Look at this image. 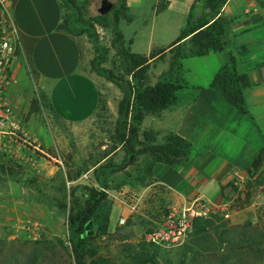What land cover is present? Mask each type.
I'll list each match as a JSON object with an SVG mask.
<instances>
[{
	"label": "rangeland",
	"instance_id": "rangeland-1",
	"mask_svg": "<svg viewBox=\"0 0 264 264\" xmlns=\"http://www.w3.org/2000/svg\"><path fill=\"white\" fill-rule=\"evenodd\" d=\"M78 1L80 21L76 22L74 30L85 32L75 34L81 47V69L96 81L101 103L91 119L75 126L61 124L50 117L41 97L33 99L36 103L31 107L29 102L19 113L14 112L28 144L21 149L14 147L16 154L12 157L0 152V264H75L67 219L71 210L84 206L90 188L106 193L109 201L104 207L111 208V221L108 229L102 231L98 226L100 220L92 218V233L85 236V264H264V148L256 160L236 176L234 184L226 191L223 208L198 221L183 241L165 246L147 242V234L159 226L153 223L158 218L151 198L138 193L140 185L147 183L145 173L149 163L145 160L150 158L140 156L133 166L118 173L101 170L119 165L126 154L116 138L117 110L123 94L100 71H110L118 79L131 81L118 56L113 28L115 25L118 32L128 35L136 31L138 23L148 13L130 12V16L138 18L135 26L128 24L130 18L122 10L123 0H108L113 7L101 16L104 19H99L98 13L102 0ZM196 1L192 12L194 21H200L206 11L202 0ZM155 2L156 13H160L165 0ZM173 6L178 9L161 13L156 20V27L164 32V41L175 32L178 34V28L186 22L187 9L182 11L177 5ZM6 11L4 0H0V31ZM70 14L67 10L63 21L69 19ZM166 36L169 37L165 39ZM127 42L125 39L126 46ZM160 51L157 48L153 52ZM171 58L167 50L162 58L151 62L146 84L157 82L168 70ZM244 87H241L242 92ZM30 92L32 94V90ZM242 96L244 99V92ZM153 116L157 115L146 117ZM257 119L259 125L261 119ZM262 123L264 126V120ZM34 131L40 141L32 137ZM148 131L152 130L145 129L142 122L141 141L142 134ZM163 137L157 135L156 143L162 144ZM98 178L106 188L99 186ZM114 202H122L130 211L129 216L123 218V224L118 222L120 211L116 205L112 207ZM143 203L151 209L152 226L130 216Z\"/></svg>",
	"mask_w": 264,
	"mask_h": 264
},
{
	"label": "crops",
	"instance_id": "crops-1",
	"mask_svg": "<svg viewBox=\"0 0 264 264\" xmlns=\"http://www.w3.org/2000/svg\"><path fill=\"white\" fill-rule=\"evenodd\" d=\"M125 4L128 15L132 11L148 13L136 31L123 34L132 53L148 56L154 49L167 48L177 39L197 1L165 0L160 13H156L155 0H126ZM173 4L182 11L187 9L188 14L178 34L175 32L168 39L166 36L164 41V32L155 24L161 13L178 9ZM4 5L19 45L12 69L14 81L6 92L14 112L19 113L29 102L31 107L32 100L41 97L44 109L61 124L75 126L91 119L99 106L100 91L92 76L81 69L77 36L59 29L67 11L62 0H4ZM218 15L225 25V49L183 59L184 86L178 91L176 102L143 121L145 129L163 136L177 135L191 145L188 161L182 164L169 166L150 157L149 161L145 160L149 163L145 173L147 183L140 185L138 193L150 197L156 206L158 219L153 223L157 225L170 209L186 207L197 199L222 209L226 191L236 176L264 148V126L261 125L264 120V0H225ZM129 18L128 24L135 25L138 21L134 16ZM231 57L238 75L244 76L247 82L243 89L245 113L212 87L215 76L229 65ZM240 84L242 87L243 83ZM257 117L261 119L259 125ZM37 134L34 131L32 137L40 141ZM121 203L112 204L119 209L120 219L130 214ZM150 211L143 203L130 216L152 226Z\"/></svg>",
	"mask_w": 264,
	"mask_h": 264
},
{
	"label": "trees",
	"instance_id": "trees-1",
	"mask_svg": "<svg viewBox=\"0 0 264 264\" xmlns=\"http://www.w3.org/2000/svg\"><path fill=\"white\" fill-rule=\"evenodd\" d=\"M65 8L71 12L69 19L64 20L59 29L66 30L72 35L85 33L74 30L77 21H80L81 7L75 0H62ZM126 0H123L122 10H126ZM225 0H202L203 10L206 14L200 21H194L192 8L188 14L187 23L177 39L167 48L161 49L157 54L152 52L149 56L132 53L125 45L123 35L113 28L115 43L118 45V56L122 59L125 74L131 77V81L118 79L112 72L103 71L100 74L117 86L123 94L117 110L116 138L124 149L126 158L116 166L102 167L107 173H118L133 166L137 158L147 156L154 162H160L169 166L182 164L188 161L191 145L177 135H164V142L158 144L157 135L154 131L144 132L143 141L140 140V126L147 115H159L177 99L178 91L184 86L182 78L181 61L189 57H200L210 53H219L225 49L223 41L225 25L218 15ZM114 10V8H113ZM158 12V10H157ZM127 14V13H126ZM99 19H104L99 16ZM131 41H129L130 43ZM169 50L172 58L169 68L162 73L154 85L146 84L150 64ZM235 60L230 58L228 66L223 67L215 76L212 87L216 88L224 98L240 112L245 113L244 99L240 83L247 84L244 76L238 75L234 68ZM181 73V74H180ZM181 75V77H180ZM36 103L34 100L31 105ZM101 101H99V104ZM98 175V171L94 174ZM99 186L106 188L104 182L98 178ZM106 193L96 188L88 190V198L82 208L71 210L67 219L69 241L71 244L74 263L85 264L87 249L86 237L89 236L87 229L92 218L100 220L98 226L103 231L108 229L110 210L105 209L108 202ZM111 209V208H110ZM200 221L197 220L194 224ZM92 225V224H91Z\"/></svg>",
	"mask_w": 264,
	"mask_h": 264
},
{
	"label": "built area",
	"instance_id": "built-area-1",
	"mask_svg": "<svg viewBox=\"0 0 264 264\" xmlns=\"http://www.w3.org/2000/svg\"><path fill=\"white\" fill-rule=\"evenodd\" d=\"M0 31V152L14 156L16 149L28 144L26 133L15 120L14 110L6 99V92L14 79L13 66L19 53V45L12 19L6 11ZM217 207L197 199L186 207L170 209L163 222L153 228L146 236L147 242L165 246L183 241L193 230L197 220L209 218L217 212ZM120 224L124 219L119 220Z\"/></svg>",
	"mask_w": 264,
	"mask_h": 264
},
{
	"label": "water",
	"instance_id": "water-1",
	"mask_svg": "<svg viewBox=\"0 0 264 264\" xmlns=\"http://www.w3.org/2000/svg\"><path fill=\"white\" fill-rule=\"evenodd\" d=\"M113 7V4L110 3L108 0H102L101 1V5H100V8L98 9V13L100 16H104L106 15ZM91 223H89L88 225V229H87V232H88V235H91L92 231H91Z\"/></svg>",
	"mask_w": 264,
	"mask_h": 264
}]
</instances>
